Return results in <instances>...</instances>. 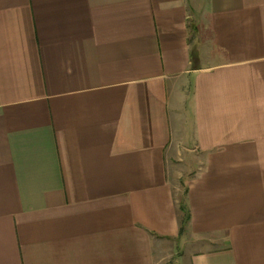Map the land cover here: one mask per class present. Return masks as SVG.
Masks as SVG:
<instances>
[{
	"label": "crops",
	"instance_id": "crops-1",
	"mask_svg": "<svg viewBox=\"0 0 264 264\" xmlns=\"http://www.w3.org/2000/svg\"><path fill=\"white\" fill-rule=\"evenodd\" d=\"M0 264H264V0H0Z\"/></svg>",
	"mask_w": 264,
	"mask_h": 264
},
{
	"label": "rangeland",
	"instance_id": "rangeland-1",
	"mask_svg": "<svg viewBox=\"0 0 264 264\" xmlns=\"http://www.w3.org/2000/svg\"><path fill=\"white\" fill-rule=\"evenodd\" d=\"M185 177H186V176H185ZM180 186H181V189H180V190H181V192L179 193V194H180V196H179V197H180V198H182V196L184 195V194H183V193H184V185H183V183H182V182H181V185H180Z\"/></svg>",
	"mask_w": 264,
	"mask_h": 264
}]
</instances>
